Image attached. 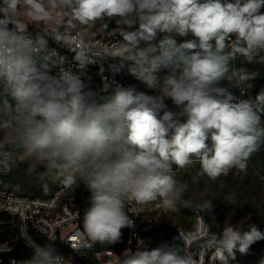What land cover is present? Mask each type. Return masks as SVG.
Returning <instances> with one entry per match:
<instances>
[{
    "label": "clouds",
    "instance_id": "1",
    "mask_svg": "<svg viewBox=\"0 0 264 264\" xmlns=\"http://www.w3.org/2000/svg\"><path fill=\"white\" fill-rule=\"evenodd\" d=\"M262 8L264 0H0V87L17 102L13 111L5 101L16 143L50 169L61 170L65 187L83 182L90 192L83 229L68 240L73 249L120 242L122 229L134 227L125 212L127 199L176 205L186 185L175 179L173 165L183 169L195 157L200 173L212 180L232 168L246 169L264 140L257 111L264 90L254 99H237L221 82L236 54L251 60L264 51ZM113 18L123 42L99 45V59H90L92 45L76 30L98 22L107 27ZM57 19L63 31H28L29 24ZM157 33L167 35L154 44ZM189 34L194 39L179 45L173 38ZM49 37L74 53L80 68L111 58L119 65L110 67L119 71L132 62L129 74L159 94L116 84L101 102L65 67L66 56L49 47ZM164 69L167 74L159 75ZM166 99L183 106L186 122L163 111ZM10 159L4 153L0 163ZM78 238L83 243L74 242ZM180 240L182 252L168 243L150 251L126 249L120 264H201L209 252L210 264H229L235 251L247 254L264 240V232L229 223L210 236ZM194 243L198 252L191 251ZM31 246L24 264H66L50 247Z\"/></svg>",
    "mask_w": 264,
    "mask_h": 264
},
{
    "label": "rangeland",
    "instance_id": "2",
    "mask_svg": "<svg viewBox=\"0 0 264 264\" xmlns=\"http://www.w3.org/2000/svg\"><path fill=\"white\" fill-rule=\"evenodd\" d=\"M243 2V0H242ZM264 12V8L261 9ZM39 29H63L61 22L57 19L47 25L39 24L32 25ZM113 28V29H112ZM120 26L116 25L115 18L108 21V26L105 27L101 23L95 25L82 26L76 32L90 38L97 36H108L113 33H120ZM166 38L165 33H157ZM177 44L183 43L186 40L194 39L191 34L188 36L173 35ZM234 40L235 37L233 36ZM160 41L155 40L154 44ZM199 51V49H196ZM195 50V51H196ZM231 49H229L230 51ZM250 61L248 58L238 54L229 65L233 75L226 77V84L233 82L236 77L241 99L244 95L246 86L250 83L257 84L261 80L260 76H255L254 79L247 81L242 80L244 74H249L245 67V63ZM130 61L127 62L128 68L131 66ZM167 74V69L159 73L163 76ZM234 76V77H233ZM250 76V75H249ZM251 77V76H250ZM135 87L138 91H144L149 95L159 94L158 89H148L143 83L136 80L132 76ZM82 82V81H81ZM225 82H221L223 86ZM83 84V83H82ZM85 90H93L98 100L104 102L112 92L101 94L100 87L92 84L84 88ZM230 92V89H228ZM15 110L16 100L11 95H5L3 90L0 91V149H9L12 153V171L15 173V178L5 177L0 180V186L11 188L14 192L22 189L28 196L40 195L43 192L40 189L42 186H47L48 190H52L55 184L59 187L56 192H60L62 198L68 197L74 206L79 207L82 202L90 203V192L80 182L77 187H65L62 183L64 173L59 169H50L46 162L29 154L24 148L16 143V129L6 107L5 101ZM165 104H172L170 99L165 100ZM182 112L183 106H178ZM163 115V113H160ZM174 116L176 115L173 113ZM6 125V126H4ZM210 141V140H209ZM11 147H16V152H12ZM194 163L183 169L174 167L173 174L179 184L186 185V191L183 193L181 200L169 208L164 206L158 199L147 204H138L135 202V210L138 214V223L142 231L149 233L145 237V245L152 250L155 245L164 243L167 235L174 234L177 228H184L185 220H195V215L200 212L205 217L208 214H213L210 223L215 225L216 233L222 231L223 227L229 223L236 225L237 228L244 231L249 230L251 225H255L261 232H264V166L261 165L253 156L247 161L245 170L232 168L226 175H221L215 180L208 178L200 173V164L196 158H193ZM25 185H24V184ZM25 187V188H24ZM130 199L125 202V212L130 216L131 205ZM187 202V204H185ZM129 237V228L122 229L121 241L114 244L116 247H124ZM37 240L42 246L50 247L53 251L59 248L57 245L49 242L43 235H38ZM257 250L252 246L249 251L255 255H261L264 260V240L258 241ZM71 261H75L72 254H67ZM242 257L235 254V259L230 260L229 264H259L253 260L242 261ZM88 264H98L96 261H88Z\"/></svg>",
    "mask_w": 264,
    "mask_h": 264
},
{
    "label": "built area",
    "instance_id": "3",
    "mask_svg": "<svg viewBox=\"0 0 264 264\" xmlns=\"http://www.w3.org/2000/svg\"><path fill=\"white\" fill-rule=\"evenodd\" d=\"M51 30L63 31V29H33L28 26L29 32L48 33ZM76 35L85 39L92 45L90 49V59H99V45L103 43L123 42V38L119 33L109 34L108 36H97L90 38L75 32ZM49 47L56 49L59 54L66 56V68H70L76 75L79 64L72 57L74 53L69 52L62 45L57 44L52 38H48ZM119 65L118 60L105 58L90 63L97 72L100 81V91L103 94L112 92L116 84L124 85L120 78L119 71H113L111 65ZM103 68V71L101 69ZM110 84V87H107ZM107 87V88H106ZM8 153L11 159L5 164L0 163V173L10 174L12 171V153L9 149H0V161L3 160V154ZM131 205L130 218L134 221V227L129 228V237L124 247L117 249L115 247H103L98 244L91 248L81 247L76 250L71 247L72 239L78 232H81V210L62 198L60 192L48 197H31L23 194H17L13 190L0 188V213H7L14 216L18 221L19 240L15 245L9 243H0V264H24L33 254L32 244L41 245L37 240L38 235H43L49 242L57 245L59 248L54 249V253L64 257L66 264H88V261L97 262L98 264H120L123 252L128 249L132 252L148 251L149 246L145 245V237L143 236L142 228L138 223V214L135 210V201L130 199ZM206 225L209 228L207 231ZM213 234L212 225L207 221L206 217L197 212L195 215V228L188 231L184 228H177V235L180 238L184 237L192 239L194 237H205ZM183 250H184V240ZM76 243H83L79 238ZM191 251L198 252L199 249L194 243L191 246ZM67 254H72L75 261L68 259ZM235 254H241L238 250ZM250 254V251L247 253ZM211 253H207L205 257H201V264H210L209 257ZM194 258L199 259L198 255ZM219 264V262H217Z\"/></svg>",
    "mask_w": 264,
    "mask_h": 264
},
{
    "label": "trees",
    "instance_id": "4",
    "mask_svg": "<svg viewBox=\"0 0 264 264\" xmlns=\"http://www.w3.org/2000/svg\"><path fill=\"white\" fill-rule=\"evenodd\" d=\"M31 27L33 29H38L35 26H31ZM136 27H138V26H136ZM136 27H134L132 30H136ZM156 39H157V41L158 40L161 41V40L165 39V37L162 35H160L159 37L156 36L154 38V40L152 41V43H154ZM238 57H240V54H238ZM127 62H125L123 68H120L119 75H120V78L122 79V81L124 82L125 87L130 86V85L135 86L133 79H132V76L128 72V66L126 65ZM245 67L249 71L248 75H250V76H256L257 75V76L261 77V80H259V83L253 84L254 83L253 82V83L248 84L246 86V89L244 90V95L241 96V99H254L255 96L261 90H264V51H261L258 55L254 56L250 61H247L245 63ZM52 74H55V70L53 71ZM229 74L233 75V73L230 71V69H229V72L227 73L226 77L230 76ZM76 75L82 81L84 88H86L87 86L92 85V84H96L100 87L99 77H98L97 72L95 71V69L93 67L86 65L84 68H80V66H78V70H77ZM226 77L223 80V82H225L223 84V87L230 89V92L232 93V95L237 98L238 96H240L241 91L239 90V84H238L236 77L234 78L233 82L230 84H226ZM2 90H3V88L0 87V91H2ZM101 94H102V92H101ZM178 108H179L178 106H175L173 104H169V105H167L166 109H164L163 111H169L171 113H175L176 115L174 117L179 122H186L187 117L185 115H182V112ZM163 111L161 113H163ZM257 111L261 114L262 125H264V105L258 104L257 105ZM208 143H209V146H211V141H208ZM11 148H12V152H16V150H17L16 147H11ZM252 156L255 159H257L261 165L264 166V140H262L260 142V146H259L258 150ZM193 158H195V157H193ZM172 167L174 168L176 166L173 165ZM14 174L15 173H13V172L10 174L0 173V180H3L5 177L15 178L16 176ZM0 188H4V187L0 186ZM34 188L37 190H41L43 193L40 195L31 196V197H48V196L55 194V191H57L59 189V187L56 184L54 186H52L51 191L48 190L47 186H42L40 189H38L36 187H34ZM6 189H8L10 191L12 190L11 188H6ZM16 193L26 195L22 189H18L16 191ZM65 200L68 202H71V204H73L72 201L68 197H65ZM90 206H91L90 203L82 202L81 205L78 207L81 210V214H82V218H81L82 227H83V214ZM212 215L213 214L207 215L206 219L208 222L211 221ZM184 224H186L185 229L188 231H191L195 228V220H189L188 222H187V220H185ZM211 225H212L213 233H216L215 232L216 231L215 225H213V224H211ZM148 234L143 232L144 237H146ZM18 236H19V232H18V221H17V219L14 216L9 215L7 213H0V243H7L8 242L9 245H15V243L17 241H20ZM164 243H168L169 245L178 244L179 250L181 252L183 251V241L180 240V238L178 237L177 230H175L174 234L167 235L165 240H164ZM258 244L259 243L256 242L252 245V247L257 250ZM98 245L103 246V247H115L118 250L121 249V247H119V246L116 247L113 245H100V244H98ZM160 245L161 244H157L154 246V248H156ZM150 250H148V251H150ZM237 255H239L240 257L243 258L242 261L253 260L254 263L259 262V264H261V260H263L261 255L257 256L253 253L252 254L251 253L250 254H237Z\"/></svg>",
    "mask_w": 264,
    "mask_h": 264
}]
</instances>
